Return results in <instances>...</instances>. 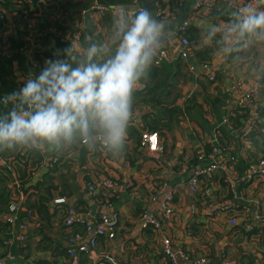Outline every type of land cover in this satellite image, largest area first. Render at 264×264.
Masks as SVG:
<instances>
[{
	"label": "crops",
	"instance_id": "0c3cea01",
	"mask_svg": "<svg viewBox=\"0 0 264 264\" xmlns=\"http://www.w3.org/2000/svg\"><path fill=\"white\" fill-rule=\"evenodd\" d=\"M43 1L49 2L50 5H38L35 9L25 8L24 11L15 6L9 9L10 4L7 7L4 5L5 8L2 6L6 14L12 12L10 17H5L6 20H0L3 52L8 50L7 39L18 35L25 44L38 43V46L42 47L32 52V62L26 56L25 61L30 69L36 64L34 54H60V51L55 50L57 44L50 33H56L60 26H65V22L71 19L78 18L80 26L66 25L67 28L72 27L80 31L84 28L91 29L92 36L98 37L96 46L100 49L98 57H101L112 47L116 48L114 19L121 7L126 14L132 9L138 13L148 10L150 4L158 3L170 14L169 18L162 22L168 25L175 24L178 17L186 11V20L190 23L187 30L190 27L198 30L197 43L190 59L162 60L170 63L174 71L178 70L177 62L180 63L179 74L171 78L172 82H177L179 88L175 103L182 108L188 104L190 108L185 109L178 120L159 135L161 151L157 152L158 159L128 134L119 158H114L108 150L95 146L93 142L91 146L81 144L78 138L74 141L75 148L66 150L63 163L45 173L48 168L44 167V164L52 158L48 149L49 153H45L42 166L33 175L32 181H37L40 174H45L43 180H48L53 186L51 194L47 198L36 193L25 195V198L18 193L19 196L14 195L10 202H15L18 206L16 218L8 224L4 220L8 213L2 216L0 214V257L4 258L7 264H113L105 255L111 257L115 264H166L167 259L161 252V239L168 236L177 244L193 250L195 256L206 257L209 264H223L224 259L250 264L253 262L254 253L260 257V264H264V178L246 180L243 177L246 162L263 155L253 144L254 139L262 141L263 124L260 123L247 138H243L241 134L245 118L256 117L260 121L262 111H253V106L247 103V109L240 112L243 114L234 113L230 121L223 111V104L218 101H230L226 90L232 80H250L257 65L262 66L264 71V30L241 34L236 27L242 22L241 14L230 8L225 0H213L216 9H219L216 13L204 8L194 10L195 0H112L114 5L106 7L102 16L81 14L82 10L90 6L89 0ZM104 1L110 5L107 0ZM235 1L243 4L250 0ZM257 1V4L251 3L248 9L264 11V0ZM178 6L183 10L179 15L175 13ZM156 19L158 21L157 16ZM31 20L32 24L29 23ZM159 40L165 48L177 45L176 26L172 30L162 31ZM206 46L212 47L214 52L210 59H200L196 52ZM46 59L43 60V65ZM205 61L211 64L208 71L202 67ZM208 73L213 74L214 80L208 79ZM15 74L19 83L24 73L15 69ZM172 74L175 73L172 71ZM141 86L139 82L137 89ZM259 99L264 108V74ZM157 112V108L153 106L138 105L133 115L143 127L142 116L145 113L153 115ZM129 125L140 129L138 125ZM227 133L231 134V137L226 138ZM205 145H223L237 158L236 163L228 164L229 172L233 175L232 180L225 182V172L222 170L211 173L209 184L215 191V200L231 198L234 204L241 208L258 199L263 213L259 230L247 233L239 227L231 228L225 217L218 213L213 220L205 221L203 213L191 210L192 206L195 207L193 203L203 205L204 198L200 195H190L184 187L179 188L178 184L205 163V160L198 162L195 158L204 151ZM42 149L46 151L44 146ZM104 177L115 179L120 183V187L114 194L98 188L95 196L89 197L86 193L88 182ZM162 180L167 181V189L174 192L171 204L174 217L171 221H164L161 230L139 229L136 219L143 209L153 212L159 210L158 200L151 201L150 195L153 187ZM59 198L64 201L56 203ZM39 203L44 205L41 213L38 211ZM70 207L91 226H95L102 212L117 213L118 224L114 238L98 237L93 248L88 246L86 250L70 257L66 252V240L70 230L62 223L63 214ZM22 224H26V228L21 227ZM73 228L78 230L80 227ZM21 235L24 236L23 239Z\"/></svg>",
	"mask_w": 264,
	"mask_h": 264
},
{
	"label": "clouds",
	"instance_id": "9594fccd",
	"mask_svg": "<svg viewBox=\"0 0 264 264\" xmlns=\"http://www.w3.org/2000/svg\"><path fill=\"white\" fill-rule=\"evenodd\" d=\"M241 21L236 26L241 34L264 30V11L245 9ZM114 27V54L97 61L100 49L92 45L75 67L66 60L46 59L38 76L6 95L12 103L8 115L0 118V150L59 148L79 138L89 146L99 139L111 156H121L133 93L158 55L165 26L148 10L128 17L121 7Z\"/></svg>",
	"mask_w": 264,
	"mask_h": 264
},
{
	"label": "built area",
	"instance_id": "2783aa9c",
	"mask_svg": "<svg viewBox=\"0 0 264 264\" xmlns=\"http://www.w3.org/2000/svg\"><path fill=\"white\" fill-rule=\"evenodd\" d=\"M90 6L87 9L81 11V14L84 15H103L106 6H103L99 3L100 0H89ZM227 5L233 10L237 11L239 14H243L245 9H248L251 3L257 4V0H250L243 4H238L235 0H225ZM11 5V8L14 6L17 9H35L36 6H45L50 5L49 2H44L43 0H0V20L5 19V17L11 16V11L4 12L2 6ZM156 16L160 19L161 22L165 21L167 17L169 18L170 14L166 12L158 3H156ZM7 7V6H6ZM5 8V7H4ZM9 8V9H11ZM207 9L212 11L216 9L215 3L213 0H195L193 3V9ZM8 9V8H7ZM219 11V9H218ZM11 12V13H10ZM119 13V12H118ZM116 13V14H118ZM137 10L132 9L131 12H127V16L131 17L136 14ZM115 15V14H114ZM67 26H80L78 18L71 19L70 21L65 22ZM64 23V25H65ZM64 26L63 33H59L60 42L69 43V50L73 55H79L82 58L86 57L87 49L83 48L80 44L81 32L77 30L75 32L69 31V29ZM190 25L188 20L183 21L179 26L176 27V32L178 34V43L175 46L171 47H160L158 50V55L154 58V61L157 62L158 59H183L188 61L192 54L193 48L195 47L197 40H194L187 36L185 32L187 31L188 26ZM19 28V26H18ZM86 39H89L87 37ZM36 45V46H35ZM42 47L38 46V43L24 45L23 52L29 57V60L32 61V52L36 49H41ZM39 51V50H37ZM191 69L193 66L190 64ZM203 69L206 71L211 69V64L209 61L202 63ZM263 67L257 65L254 74L248 79L241 80L235 79L231 81V85L226 90L227 95L230 96L229 105L236 108H243L249 103L253 106V111L257 110V105H260L261 90H262V77L261 73ZM254 76V77H253ZM208 79H213L214 76L212 73L207 74ZM29 78L28 74H24L22 80L19 82V85L22 87L24 81ZM2 100L6 101L5 97L2 96ZM260 103V104H259ZM247 125L244 127L242 132V137L247 138L250 133L255 130L260 123L263 124L262 129L264 130V114L259 121L256 117L247 119ZM131 124L138 125L142 129V139L140 146L151 152L155 159H158L157 152L161 151V146L159 144V134L157 131H151L143 129L140 122L132 115L130 121ZM80 142V140H79ZM81 143V142H80ZM95 146H98L101 149H106L102 142L99 139L93 141ZM83 144V143H81ZM107 150V149H106ZM209 160L206 159V156L203 152L197 156L199 161L205 160V163L202 166L194 169L191 174H189L186 179L178 184V187H184L185 190L190 195H200L203 205H197L193 203L195 207L192 206L191 210H194L198 213H203L205 221H211L215 215L221 214L225 217L226 222L231 228L239 227L243 232H253L255 229L260 228L261 221L263 219V213L260 201L254 200L250 203L249 206L237 207L234 204V201L231 198H224L222 200H215V191L211 188L209 184V178L211 173L217 170H222L225 172L224 181L228 182L232 180L233 175L230 171L229 165L236 162V156L233 153H230L226 148L222 152L218 147H213L212 152L208 155ZM13 161L6 162L5 159L0 158V164L6 165L7 170L10 172L12 178L14 179L15 186H19L18 180L16 178V173L14 170ZM229 164V165H228ZM243 177L246 180H257L264 178V156L260 157L257 161L251 162ZM120 187V183L113 178L104 177L98 181L88 182L86 185V193L89 197L95 196L96 190L98 188L103 189L104 191H109L114 194L115 191ZM169 184L167 181L162 180L152 189V194L150 195L151 201H157L159 205V210L157 212L150 211L148 209H143L137 216L136 224L139 229H154L161 230L164 221H171L174 217V209L172 208V202L174 200V192L171 189H167ZM21 195V194H20ZM62 198L56 199V203L63 202ZM18 206L15 202H10L9 204V213L5 217L6 220L10 223L16 218V211ZM95 226H91L89 222L78 215V212L70 207L63 219V224L67 228H71L73 225L83 226L84 229L82 232H78L70 235L67 241V253L70 257H74L78 252L86 250L89 246L93 248L96 245L98 237H104L107 239H113L115 235V229L118 224V214L115 212L105 213L102 212L96 220ZM21 227L26 228V224H22ZM22 239L23 235L20 236ZM161 252L166 257V264H185L189 262L190 264H209L206 257L195 256L193 250L185 248L175 241H173L168 236H163L161 239ZM105 257L115 264L114 260L105 255ZM0 264H7L4 258L0 257ZM223 264H240L238 261L233 259H224ZM250 264H260V257L254 253L253 262Z\"/></svg>",
	"mask_w": 264,
	"mask_h": 264
},
{
	"label": "trees",
	"instance_id": "16d2710c",
	"mask_svg": "<svg viewBox=\"0 0 264 264\" xmlns=\"http://www.w3.org/2000/svg\"><path fill=\"white\" fill-rule=\"evenodd\" d=\"M6 6H9L6 5ZM8 8H11L8 7ZM218 9H213L212 11L216 13ZM182 7H176V14L182 13ZM221 14V11L219 12ZM160 19L158 18V21ZM70 28V29H69ZM69 31L75 32L77 29L69 27ZM64 26H60L56 33H50L52 38L56 41L55 50L60 51L59 55H55L48 52H38L33 55L34 60L36 61L35 66L31 69L28 66L26 59V55L23 52V48L25 45V41L18 36H12L7 39L8 50L3 52V46L0 42V118H3L8 115L11 106L8 103H12L9 101H3L2 96L6 97L7 94L12 93L14 90H18L21 86L16 81L15 69L19 70L21 73L28 74V76L35 78L39 75L40 71L44 68L45 65L42 64L45 58L52 60H66L72 64L73 67L76 66L78 61H81L85 58H82L79 55H73L69 50V43H63L59 41L57 33H63ZM81 32L80 44L83 48H90L92 45H96L98 42L97 36H92V30L84 28ZM257 32V31H256ZM185 34H187L190 38L196 40L198 38V30L196 28L190 27ZM89 37V39H86ZM115 48L112 47L105 56L98 57L99 52L97 53L95 60L99 61L102 59H106L108 56L114 54ZM214 52L213 48L210 46L204 47L202 50L196 52L200 59H210L212 53ZM32 62V61H31ZM175 71L174 67L170 63L163 62L162 59H158L157 62L153 61L152 65L146 72L145 78H142L140 83L142 86L135 90L133 93V107L132 112L138 105H150L157 108L158 112L156 114L151 115L150 113H145L142 116L143 120V129L157 131L161 136L164 129L169 128L178 118L184 113L185 109H189L190 105L186 104L185 107H181L177 105L176 99L179 96V88L177 82H172L171 78L175 77L177 73L179 74L180 63L177 62ZM172 71L175 74H172ZM264 74V71H261ZM210 80V79H209ZM214 80L211 79L210 81ZM224 100V99H223ZM223 105V111L225 112L227 120L232 121L234 113H240L242 110L247 109V106L243 108H236L234 106L229 105V100L225 102L218 99ZM260 104V103H259ZM262 104V103H261ZM260 105H257V110L262 111V116L264 114V108ZM262 107V108H261ZM252 110V108H251ZM249 112V110H248ZM243 114V113H240ZM245 116V115H243ZM246 116H248L246 114ZM252 117H246L243 125L244 127L247 125V119ZM243 132V131H242ZM241 132V134H242ZM127 134L134 137L137 142H141L142 139V129H136L134 126L129 125L127 128ZM250 136V135H248ZM226 138L231 137V134L227 133L225 135ZM262 141H256L254 139L253 144L256 145L257 150L261 152L263 155L257 156L258 158L253 159L252 161H247L245 167L243 168V172L247 170L248 165L251 162L257 161L260 157L264 156V136L262 135ZM78 139V138H77ZM252 143V141L250 140ZM253 146V145H252ZM213 147H218L222 152H224L225 146H210L205 145L204 147V155L208 158V155L212 152ZM46 151H43L41 148H32L30 150L22 151L18 149H3L0 150V158L5 159L6 162L13 161L14 170L17 175V180L19 186H15L14 180L10 172L7 170L6 165L0 164V214L6 215L9 213V204L14 195L19 196L18 194L25 195L35 194L43 195V198H47L51 194V189L53 186L48 180H43L45 174H40L39 179L37 181H32L33 175L39 170L42 166V161L45 157V153L50 152L52 154V158L48 160L44 167L48 168V173L51 169L53 170L55 167L60 166L63 163L64 155L67 154V149L75 148L74 142L70 145L64 144L59 148L50 147L49 145H44ZM67 150V151H66ZM199 154L195 156L198 162H200L197 158ZM237 159V158H236ZM237 161V160H236ZM236 163V162H235ZM242 168L240 167V170ZM224 178V175H223ZM211 177L209 178V181ZM29 184V185H28ZM229 185V183H226ZM12 188V190L10 189ZM14 190V191H13ZM18 193V194H17ZM69 209V208H68ZM44 210V205L42 203L38 204V211L41 213ZM66 212L63 214L62 223ZM5 222L10 224L4 218ZM63 226L70 230L67 235V240L70 235L82 232L84 227L80 225H73L71 228H67L63 224ZM80 227L78 230L73 227ZM67 252V246H66ZM68 254V253H67ZM69 255V254H68Z\"/></svg>",
	"mask_w": 264,
	"mask_h": 264
},
{
	"label": "water",
	"instance_id": "95a60500",
	"mask_svg": "<svg viewBox=\"0 0 264 264\" xmlns=\"http://www.w3.org/2000/svg\"><path fill=\"white\" fill-rule=\"evenodd\" d=\"M107 1H108V3H110V5H108L104 0H100L99 3H100L101 5H103V6H106V7H111L112 5H114V4H112V3H113L112 0H107ZM148 11H149V12L153 15V17L156 19V7H155V5L150 4V8L148 9ZM187 15H188V13L185 11V12H183V13L178 17V19H177V21H176L175 24H173V25L164 24L165 27H164L163 31L166 32L168 29H171V30H172L175 26H176V27L179 26L183 21L186 20ZM156 20H157V19H156ZM8 105L11 106V103H8Z\"/></svg>",
	"mask_w": 264,
	"mask_h": 264
},
{
	"label": "rangeland",
	"instance_id": "374dc122",
	"mask_svg": "<svg viewBox=\"0 0 264 264\" xmlns=\"http://www.w3.org/2000/svg\"><path fill=\"white\" fill-rule=\"evenodd\" d=\"M34 18H36V17H31V19H34ZM99 21V20H98ZM30 24H32L33 23V20H31V22H29ZM261 102V101H260Z\"/></svg>",
	"mask_w": 264,
	"mask_h": 264
}]
</instances>
